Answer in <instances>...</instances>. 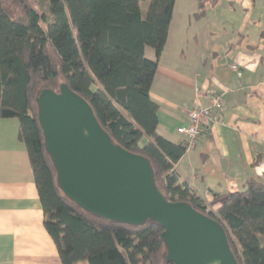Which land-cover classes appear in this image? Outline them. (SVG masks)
I'll return each mask as SVG.
<instances>
[{
    "label": "trees",
    "instance_id": "1",
    "mask_svg": "<svg viewBox=\"0 0 264 264\" xmlns=\"http://www.w3.org/2000/svg\"><path fill=\"white\" fill-rule=\"evenodd\" d=\"M0 0V119H15L43 212V227L61 264H172L152 222L134 226L94 216L59 189L38 122L42 88L61 86L83 98L111 141L150 164L155 186L219 223L237 264H264V184L205 202L179 180L174 166L186 152L157 133L150 97L175 0ZM200 0L195 17L202 16ZM150 48L154 59H147Z\"/></svg>",
    "mask_w": 264,
    "mask_h": 264
},
{
    "label": "crops",
    "instance_id": "2",
    "mask_svg": "<svg viewBox=\"0 0 264 264\" xmlns=\"http://www.w3.org/2000/svg\"><path fill=\"white\" fill-rule=\"evenodd\" d=\"M199 4L175 0L150 97L157 133L175 144L187 113L219 97L216 120L202 119L201 136L174 166L215 212V195L242 191L250 179L264 184V0H204L195 17ZM144 55L154 59L150 48ZM0 264H61L15 119H0Z\"/></svg>",
    "mask_w": 264,
    "mask_h": 264
},
{
    "label": "water",
    "instance_id": "3",
    "mask_svg": "<svg viewBox=\"0 0 264 264\" xmlns=\"http://www.w3.org/2000/svg\"><path fill=\"white\" fill-rule=\"evenodd\" d=\"M38 122L62 193L99 218L161 226L172 264H237L222 226L189 205L167 201L149 162L115 145L89 104L66 86L42 88Z\"/></svg>",
    "mask_w": 264,
    "mask_h": 264
},
{
    "label": "built area",
    "instance_id": "4",
    "mask_svg": "<svg viewBox=\"0 0 264 264\" xmlns=\"http://www.w3.org/2000/svg\"><path fill=\"white\" fill-rule=\"evenodd\" d=\"M235 72L238 68L235 65L231 66ZM221 109L219 97H211L206 107L196 106L191 109L186 115V125L177 128L176 132L184 137L183 146L186 150L194 147L197 139L202 134V119L216 120V113Z\"/></svg>",
    "mask_w": 264,
    "mask_h": 264
},
{
    "label": "rangeland",
    "instance_id": "5",
    "mask_svg": "<svg viewBox=\"0 0 264 264\" xmlns=\"http://www.w3.org/2000/svg\"><path fill=\"white\" fill-rule=\"evenodd\" d=\"M148 4H149V1L148 0H145V1H143V2L140 3V9H141V15H142V17H144L145 14H146ZM178 4H179V1L177 3V8H176V19H177ZM194 69H197V68H194ZM80 264H82V263H80Z\"/></svg>",
    "mask_w": 264,
    "mask_h": 264
}]
</instances>
